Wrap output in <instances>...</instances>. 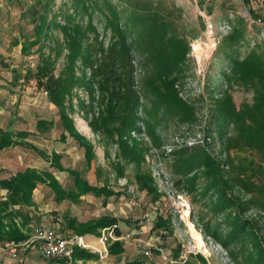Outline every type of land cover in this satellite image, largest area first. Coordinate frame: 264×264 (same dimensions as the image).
<instances>
[{
    "label": "rangeland",
    "instance_id": "374dc122",
    "mask_svg": "<svg viewBox=\"0 0 264 264\" xmlns=\"http://www.w3.org/2000/svg\"><path fill=\"white\" fill-rule=\"evenodd\" d=\"M152 1L161 2L164 7L169 8L179 27L184 28L186 33H198V38L190 40V44L194 40L201 43L199 55L192 52L190 46L189 56L194 65L181 98L200 95L204 92L207 77L220 69L214 53L218 42L227 35L222 36L217 31L223 21H227L232 27V22L237 17L246 20L248 42L243 44L242 53L255 42L264 44V22L250 25L255 18L249 15L248 6L241 0ZM33 2L35 0H10L4 8H0V129L28 134L27 137H15L16 146L0 151V179L26 167H33L52 172L61 186L69 188L71 179L68 173L50 167L48 160L22 145L35 146L49 158L56 152L61 156L63 168L76 170L92 186L104 185L120 195L111 196L105 204L103 198L92 194L82 196L78 204L67 200L57 203L53 200L50 188L41 184L38 188L41 187L39 190L41 189L43 196L42 201H35L36 213L33 212L40 219L51 224V221L56 218L61 220L66 214L76 218L78 222L101 216L115 217L124 237L132 230L141 231L142 239L151 242L143 247L125 237L124 252L129 255L132 252L151 251L152 260L158 258L161 264H170L168 260L172 259L173 252H179L173 264H252L258 247L264 249V210L255 203L264 198V111L254 110L259 106L254 87L235 84L230 91L235 109L240 111L237 136L234 137V131L223 148V155L218 157L222 163L217 166L228 169L231 180L228 181L229 176H222L219 171L215 177L216 183L204 188L200 182L203 176L190 180V175L175 173L172 159L168 156L175 147L184 143L204 145L200 127H195L193 133H182L175 131L174 125L170 124L167 131L153 133L146 121L148 114L139 101L141 106L135 112L139 119L135 129L124 131L120 137L115 135L116 130L112 129L114 125L107 131L94 130L92 124L101 127L107 107L116 99L107 103L109 93H102L98 83L101 82V77H93L89 67H84L79 59L73 65L75 84L70 95L65 98L63 108L75 129L92 144L94 159L87 164L82 150L72 138L60 141L62 129L59 115L48 101L44 88L37 86L34 76L24 78L28 70L35 72L36 55L22 54L20 45L12 44V39L18 38L21 11ZM65 2L69 0H55V12L57 6ZM255 12L258 13L257 17L262 16L260 10L256 9ZM97 18L99 16L95 13L94 19ZM206 18L215 26L212 35L206 34ZM22 25L30 33L32 25L25 22ZM97 30L98 42L106 49L110 44L109 34L102 30L101 25H97ZM57 37L60 38V35L55 31L53 39L46 42L43 49L45 55L49 51L47 44L55 45ZM66 64V51L63 50L58 56L57 51H53L54 79L57 76L66 78ZM130 66L137 69L133 61ZM15 70L23 76L17 82L13 77ZM137 72L138 70L133 72V76H137ZM115 79V75L110 76L109 83H104L103 87L118 86L119 83L113 81ZM122 91L120 89L119 92ZM205 113V109L200 112L202 124ZM253 115L257 118L256 122L252 120ZM41 119L52 122L53 126L49 131L40 133L37 130V121ZM250 201L253 203L252 207L244 209L243 206ZM157 218L159 222H163V228H154ZM234 220H242L244 228L233 227ZM60 224L62 230L66 231L62 221ZM190 224L200 235L204 245L194 238ZM147 227L150 228L149 233ZM21 252H36L35 246L18 248L16 258ZM182 252L186 253L185 257L181 255ZM35 257V254H30V259L34 258V262H41ZM127 259L124 256L105 260L111 264H126ZM101 262L100 260L94 264H102Z\"/></svg>",
    "mask_w": 264,
    "mask_h": 264
},
{
    "label": "trees",
    "instance_id": "16d2710c",
    "mask_svg": "<svg viewBox=\"0 0 264 264\" xmlns=\"http://www.w3.org/2000/svg\"><path fill=\"white\" fill-rule=\"evenodd\" d=\"M54 7L55 0H35L21 11L18 38L14 37L12 44L20 45L22 54L34 53L37 57L35 72L28 70L24 78L34 76L37 86L44 88L48 101L57 109L62 129L60 141L72 138L82 150L85 163L89 164L94 159L92 144L75 129L63 108L65 98L70 95L75 84L73 65L81 59L83 66L89 67L93 77H101L102 80L98 83L102 93H109L107 103L116 99L107 107L101 127L92 124L94 130L107 131L114 125L112 129L120 137L124 131L135 129L139 120L135 112L141 106V101L148 114L146 121L153 133L167 131L170 124L174 125L175 131L182 133H193L195 127H200L203 132L204 145L184 143L168 154L175 173L190 175V180L203 176L200 182L204 188L216 183L215 177L219 171L222 176H229L228 169L224 170L217 165L222 163L218 157L223 155V148L234 131V137L237 136L240 111L235 109L232 101L230 91L233 85L253 86L259 99L258 105L261 106L254 110L264 111V44L255 42L251 48L241 52L243 44L248 42L246 20L237 17L232 22L231 31L218 42L214 56L218 58L220 69L207 77L203 94L181 98L194 65L189 56L190 40L197 39L198 33H186L184 28H180L173 12L161 2L69 0L57 6V12ZM95 13L99 16L96 20ZM257 14L255 10L249 11L251 17L256 18ZM24 22L32 25L30 33L24 29ZM252 24L255 23H250ZM97 25H101L102 30L109 34L110 44L106 49L98 42ZM55 31L60 38L57 37L55 45L47 44L49 51L45 55L43 49L46 42L53 39ZM63 50L66 51V78L57 76L54 79L52 53L57 51L58 56ZM131 61L137 69L130 66ZM136 70L137 76H133L132 73ZM114 75L116 79L113 81L119 83L118 86L104 88V83L108 84L109 77ZM13 77L17 82L23 76L15 70ZM120 89L123 91L119 92ZM204 109L206 116L202 124L200 112ZM252 120L257 121L255 115ZM52 126L51 121L43 119L36 124L40 133L49 131ZM27 136L23 132L0 129V151L16 146L15 137ZM22 146L44 157L50 167L68 173L71 186H61L48 170L40 171L30 167L0 179V189L6 192L4 198H0V243L17 244L30 237V225L39 222V217L31 210L35 206L33 192L41 184L50 188L53 200L57 203L67 200L78 204L82 196L92 194L103 198L105 204L111 196L120 195L104 185L92 186L76 170L63 168L60 154L53 152L49 158L35 146ZM201 170L203 172L198 173ZM255 203L264 210V198ZM252 204L250 201L243 208L249 210ZM117 222L111 216H101L86 222H78L68 214L63 216L64 228L78 235L92 233L99 236L102 228ZM162 224L157 218L154 228H163ZM244 224L242 220L233 221V227L239 226V229L244 228ZM116 234L120 235L118 228ZM107 250L111 256L124 252L120 241L108 245ZM257 251L252 264H264V249L258 247ZM178 255L179 252H173L171 260H176ZM98 260L96 253L80 248L73 251V264H93ZM126 264L142 262L135 259Z\"/></svg>",
    "mask_w": 264,
    "mask_h": 264
},
{
    "label": "built area",
    "instance_id": "2783aa9c",
    "mask_svg": "<svg viewBox=\"0 0 264 264\" xmlns=\"http://www.w3.org/2000/svg\"><path fill=\"white\" fill-rule=\"evenodd\" d=\"M10 0H0V8H4L6 3ZM208 1V0H204ZM245 5L248 6L249 10H260L262 16H258L254 19V23L264 22V0H241ZM263 17V18H262ZM206 34L212 35L215 29V26L210 22L209 18H206L205 22ZM217 31L220 35L228 34L231 31L230 24L227 21H223L217 28ZM221 36H219L220 38ZM218 40V39H217ZM195 45L201 46L199 40H194L190 44L192 52L194 51ZM215 45V42H214ZM57 225L42 226L33 229L30 237L24 243H13L5 242L0 243V252H6L12 259H16L17 250L19 247L26 248L29 246H35L36 253L40 259L45 260H54L57 264H73V251L75 248L84 249L92 253H96L101 260L108 256L107 247L113 242L119 241L122 238L116 234V225L102 228L99 231V236L96 243L90 244L87 242L86 238L83 235H78L71 232H66L62 230L60 226L61 220L56 219ZM141 231H130L126 234V238H131L132 241L137 243L138 246L146 247L147 240L142 239ZM25 246V247H23ZM144 255L152 259L151 251L143 252ZM182 256H186L185 252H182ZM163 259H166L163 256ZM170 264L175 263V260H168ZM78 263H81L80 261Z\"/></svg>",
    "mask_w": 264,
    "mask_h": 264
},
{
    "label": "crops",
    "instance_id": "0c3cea01",
    "mask_svg": "<svg viewBox=\"0 0 264 264\" xmlns=\"http://www.w3.org/2000/svg\"><path fill=\"white\" fill-rule=\"evenodd\" d=\"M31 168H33V167H31ZM39 188H41V187H39ZM39 188L37 187L36 188V190L33 192V198H34V201H36V200H38V201H42V194H41V189L39 190ZM43 191V190H42ZM5 191L4 190H1L0 189V198L2 197V199L4 198V195H5ZM37 193V194H36ZM36 203V202H35ZM32 212H34V213H36L35 212V210H34V208H32ZM56 219H59V218H56ZM56 219L55 220H53V221H51V224H50V222L49 221H44V219H40L39 218V222L37 223V224H33V225H30V228H31V230L33 231V229H35V228H37V227H42V226H49V225H54V226H56L57 225V223H56ZM62 219H63V217H62ZM61 219V221L63 222V220ZM46 223H47V225H46ZM116 226H117V228L120 230V235H118V236H120L122 239L121 240H119L121 243H122V245H123V248H124V241H125V237L123 236V234H122V230L119 228V226H118V222H117V224H115ZM65 230H66V232H71V231H69V230H67L66 228H64ZM147 233H149L150 232V228L149 227H147ZM132 231H134V230H132ZM127 234V233H126ZM85 238H86V240H87V242H89L90 244H95L96 243V241H97V239H98V235H95V234H92V233H87V234H84L83 235ZM126 236V235H125ZM28 240V239H27ZM149 243H151L150 242V240H147ZM25 242V241H24ZM24 242H22V243H24ZM23 247H25V246H23ZM30 247V246H29ZM19 248H22V247H19ZM27 248V247H26ZM143 252H145V251H143ZM143 252H136V253H131V254H127V252H123L122 254H120V255H116V256H111V255H108L107 256V258H108V260H110V259H114V258H120V257H128V259H127V262H131V261H133V260H135V259H138V260H140L141 262H142V264H161V262L158 260V258H154L153 260L151 259V258H148V257H146L145 255H144V253ZM30 254H35L36 255V260H39V261H41V262H38V263H36V262H34V258H31L30 259ZM142 255V256H141ZM163 257V256H162ZM29 259V260H28ZM145 259H147V260H145ZM43 260V261H42ZM42 260H40V258L38 257V255H37V253L36 252H21V255L18 257V258H16V259H12L9 255H8V253H6V252H0V264H28L29 262H32V264L34 263V264H56V262L54 261V260H51L52 262H50V260H45V259H42ZM105 260V259H104ZM104 260H103V263H108V264H111L110 262H107V260H105V262H104ZM98 261H100V260H98ZM97 261V262H98ZM149 261V262H148ZM148 262V263H147ZM95 262H93V264H94ZM57 264H58V262H57Z\"/></svg>",
    "mask_w": 264,
    "mask_h": 264
},
{
    "label": "bare ground",
    "instance_id": "6f19581e",
    "mask_svg": "<svg viewBox=\"0 0 264 264\" xmlns=\"http://www.w3.org/2000/svg\"><path fill=\"white\" fill-rule=\"evenodd\" d=\"M194 51L199 55L201 52H200V49H199V46L198 45H195V48H194ZM202 55V54H201ZM200 55V56H201ZM199 56V57H200ZM190 226V229L194 235V238L201 244H203V241L200 237V235L195 231L194 227L192 226V224L189 225ZM204 245V244H203Z\"/></svg>",
    "mask_w": 264,
    "mask_h": 264
}]
</instances>
